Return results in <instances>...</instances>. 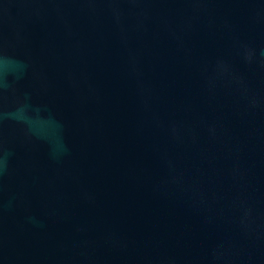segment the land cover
I'll list each match as a JSON object with an SVG mask.
<instances>
[{
  "label": "water",
  "instance_id": "water-1",
  "mask_svg": "<svg viewBox=\"0 0 264 264\" xmlns=\"http://www.w3.org/2000/svg\"><path fill=\"white\" fill-rule=\"evenodd\" d=\"M0 264H264V0H0Z\"/></svg>",
  "mask_w": 264,
  "mask_h": 264
}]
</instances>
